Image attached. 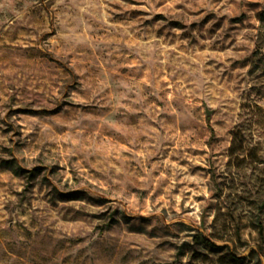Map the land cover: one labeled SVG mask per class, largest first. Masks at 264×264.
Returning <instances> with one entry per match:
<instances>
[{"label":"rangeland","instance_id":"1","mask_svg":"<svg viewBox=\"0 0 264 264\" xmlns=\"http://www.w3.org/2000/svg\"><path fill=\"white\" fill-rule=\"evenodd\" d=\"M263 8L0 0V264H264Z\"/></svg>","mask_w":264,"mask_h":264},{"label":"trees","instance_id":"2","mask_svg":"<svg viewBox=\"0 0 264 264\" xmlns=\"http://www.w3.org/2000/svg\"><path fill=\"white\" fill-rule=\"evenodd\" d=\"M259 21L260 22L256 34V51H255L256 53H262L264 49V8L259 15ZM263 57H264V52H263ZM258 226L260 233H262L263 226L260 223V221L258 222ZM202 238H203L202 240L208 243L212 248L214 249L222 248L221 246L216 245L210 238H206V237H202Z\"/></svg>","mask_w":264,"mask_h":264},{"label":"water","instance_id":"3","mask_svg":"<svg viewBox=\"0 0 264 264\" xmlns=\"http://www.w3.org/2000/svg\"><path fill=\"white\" fill-rule=\"evenodd\" d=\"M207 114H210V112L207 110Z\"/></svg>","mask_w":264,"mask_h":264}]
</instances>
